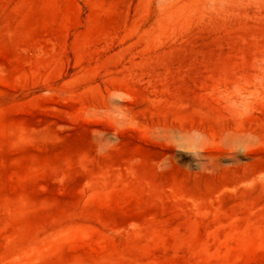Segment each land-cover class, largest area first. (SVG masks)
<instances>
[{"label":"rangeland","instance_id":"1","mask_svg":"<svg viewBox=\"0 0 264 264\" xmlns=\"http://www.w3.org/2000/svg\"><path fill=\"white\" fill-rule=\"evenodd\" d=\"M0 264H264V0H0Z\"/></svg>","mask_w":264,"mask_h":264}]
</instances>
